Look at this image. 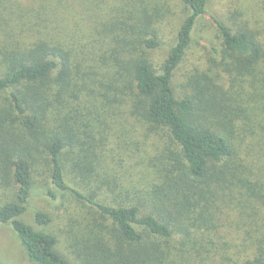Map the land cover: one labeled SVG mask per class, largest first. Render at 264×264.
Segmentation results:
<instances>
[{
	"label": "trees",
	"instance_id": "16d2710c",
	"mask_svg": "<svg viewBox=\"0 0 264 264\" xmlns=\"http://www.w3.org/2000/svg\"><path fill=\"white\" fill-rule=\"evenodd\" d=\"M5 1L0 177L14 197L0 208V224L11 226L29 260L264 264V42L209 14L210 0H181L186 17L157 67L151 55L163 45L165 18L151 0H124L106 16L100 0ZM205 15L217 30L219 60L185 88L179 71ZM69 16L76 23L66 28L58 19ZM123 116L136 118L146 137L165 136L169 156L125 147ZM109 137H118L112 154ZM40 166L92 216L80 225L74 262L54 234L23 220ZM99 170H112V191L122 193L94 188L106 181ZM35 221L51 219L37 212Z\"/></svg>",
	"mask_w": 264,
	"mask_h": 264
},
{
	"label": "rangeland",
	"instance_id": "374dc122",
	"mask_svg": "<svg viewBox=\"0 0 264 264\" xmlns=\"http://www.w3.org/2000/svg\"><path fill=\"white\" fill-rule=\"evenodd\" d=\"M9 1H11V5H16V0ZM9 1H5L6 6H9ZM18 1L25 3L27 0ZM151 1V7H156L165 18L161 26L163 45L151 55L152 62L158 67L166 59L171 47L174 45L175 37L186 17V12L181 0ZM100 2L101 5L98 10L102 8V12L106 16L108 13L107 10L121 6L124 0H103V2L100 0ZM208 13L220 18L227 24L229 23L234 28L246 29L253 32L264 42V0H210ZM73 18L69 16L65 21H60L59 18L58 21L62 22L68 28L70 24L75 25L76 20ZM62 23L60 24V28L65 30ZM84 24L85 22H83ZM64 39L69 40L67 37H64ZM219 44L220 40L213 20L209 15L203 16L199 19L195 27L186 60L179 71L180 81L178 80V82L185 88H192V85H186V81L188 83L190 76L203 74V72H208L214 67L213 60H217V62L219 60V54L217 53ZM234 90L238 91L236 87ZM1 101L2 98H0V103ZM82 103H86V97L83 98ZM118 119V123L122 124L119 128V135L125 147L128 146L129 142L132 145L130 149L133 151L136 147H139L141 150H146L148 155L151 156H163L165 158L169 156L167 148L170 144L165 136L162 134H153L146 137L141 123L136 118L123 116ZM124 128H132V131L129 133L128 131H124ZM236 129L239 131L240 128L237 127ZM108 141L106 150L108 154H112L111 151H113L114 146H118V137H109ZM136 143L139 144L135 145ZM171 149L174 152L176 147L172 145ZM116 153L117 155L120 154V152ZM166 161L169 163L167 159ZM102 164L104 165L102 168L107 172L106 163L103 159ZM43 170L44 167L40 166L34 174L33 191L29 200L28 210L23 216V220L32 225L36 230L54 234L59 240L58 250L74 262L77 257L75 253L76 236L78 238L82 224L89 223L92 216L89 215V210L77 201L71 192H60L57 190L50 183L48 175ZM99 172L106 181L104 184L94 183V188L101 186V194L122 193L120 187L116 191H112V185L118 184L111 177L112 170L108 171L109 174L103 170H99ZM4 183L2 182V177H0V208L6 203L11 202L14 197V186L10 182ZM50 192L56 194V199H53L49 195ZM37 212H43L48 215L51 219L50 224L47 226L38 225L35 221ZM0 264H34L29 260L11 226L3 224H0Z\"/></svg>",
	"mask_w": 264,
	"mask_h": 264
}]
</instances>
